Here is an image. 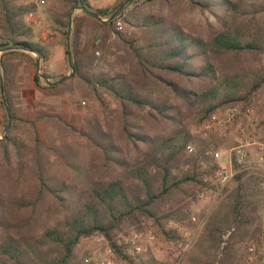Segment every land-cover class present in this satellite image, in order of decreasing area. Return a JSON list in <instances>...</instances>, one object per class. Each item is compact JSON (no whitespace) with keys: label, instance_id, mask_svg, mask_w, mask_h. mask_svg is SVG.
Instances as JSON below:
<instances>
[{"label":"trees","instance_id":"trees-1","mask_svg":"<svg viewBox=\"0 0 264 264\" xmlns=\"http://www.w3.org/2000/svg\"><path fill=\"white\" fill-rule=\"evenodd\" d=\"M69 1L71 7L89 10L85 0ZM124 1L94 12L108 18ZM35 9V3L0 0V67L13 117L10 133L0 139V264H91L77 256L75 246L81 237L93 234L103 235L110 248L124 256L116 241L119 234L140 229L146 221L163 227L167 219L189 216L201 187L198 174L183 169L192 157L185 152L193 141L187 120L205 121L214 111L249 100L264 84V29L248 32L246 25L231 19L202 36L181 27L170 14L138 16L136 32L116 36L126 70L90 77L79 70L71 52L73 77L114 101L76 126L58 114L39 111L30 119L13 109L21 59L35 66L32 52L45 57L24 21ZM73 22L76 35L83 20L74 17ZM33 82L52 92L66 81L42 85L34 73ZM38 119L45 139L36 127ZM171 121L175 130L162 136L159 125ZM70 133L81 139L82 148ZM263 178L259 171L233 176L235 187L204 224L201 250L203 241L210 244L202 253L187 254L184 264H213L220 247L218 233L231 228L220 262L240 264L235 244L260 229L253 227L252 213L264 205ZM163 231L167 237L176 233ZM211 250L213 256L207 252ZM150 263L167 264L153 259Z\"/></svg>","mask_w":264,"mask_h":264},{"label":"rangeland","instance_id":"rangeland-1","mask_svg":"<svg viewBox=\"0 0 264 264\" xmlns=\"http://www.w3.org/2000/svg\"><path fill=\"white\" fill-rule=\"evenodd\" d=\"M85 1L89 5V10L94 11L97 8L111 7L122 0ZM129 1L130 0L123 5L121 8L122 12L118 16L122 20V28L120 30L115 28L114 21L111 24H104L105 21L102 22L97 20L86 13L83 8L71 7V2L69 0H45L44 5L35 4V11L30 13L36 15V10H38L40 17L36 15L35 18L47 23L49 25L48 28L52 30H54L53 24H58V31L63 38L64 49L66 50L67 47L70 49V57L72 52V55L78 59L79 70L86 72L90 77H94L99 73L113 74L117 71L127 69L126 64L121 61L123 51L122 48L118 47L115 43L116 36L118 34L129 36L136 32V18L140 15L158 12L162 15L170 14L171 18L181 27L202 36H205L209 30L224 26L225 23L231 19H234L239 26L246 25L243 27L244 30H248V32L255 29H264V0H133L131 3H128ZM16 2L34 3L32 0H16ZM228 7L233 9L231 13L227 11ZM30 13L24 17L26 18ZM74 17H80L83 20L82 30L76 35L73 33ZM27 24L29 25V22ZM98 32H103L100 40H97V38L95 39V35ZM47 36V41L44 37H38V43L42 47L49 43V35L47 34ZM65 43L67 45H65ZM96 51H98V54H96ZM31 54L35 57V60L37 58L40 60L36 53L32 52ZM65 58L66 68L61 75L70 73L66 53ZM260 58L264 65V53L260 55ZM20 69H23V72L26 71L27 74L37 73L36 64L34 66L30 60L24 57L20 61L18 71ZM39 73L47 76L41 67H39ZM59 76L60 75L51 77L52 79L47 77L50 78V80H55L59 78ZM39 78L42 85H47L44 79L41 77ZM64 81H66L64 85L52 92H45L36 88L35 85L32 89H28L24 92L21 88H18L17 84L16 89L12 92V104L15 113L30 119H35L39 111L54 113L61 115L67 122L80 126L84 117L92 115L95 111L102 108L114 105L113 99L101 89H96L95 93H93L90 88L82 85L77 78L73 76ZM248 98L249 100H242L236 103L243 110H245L246 107L252 108L251 115L258 117V126L260 129L257 134L253 133L254 125L251 123V118L246 116L244 118L245 124L250 127L253 133L254 140L257 141L264 137V84L253 91ZM5 115L7 114L4 105L0 103V136L4 134V128L7 124V122L6 124L4 123ZM205 121L198 122L195 118L187 120V128L193 135V141L191 142L195 144L198 155L202 154V149L206 145L219 150L221 152L220 161L226 164L229 158V149L236 144V139L240 135V132L236 131L235 128H231L226 137L220 138L209 130L208 137L202 138L203 123ZM42 123V120L38 119L36 121V127L39 131L40 138L45 139ZM175 128V123L171 121L159 125L158 131L162 136H166L171 134ZM10 131L8 133H10ZM70 135L74 138L73 140L76 147L82 148L83 144L81 143V139L72 133H70ZM196 162V159L192 156L191 160L184 164L183 169L185 171H195L200 179L201 169L197 167ZM187 163L189 167L185 169ZM226 166L228 167V165ZM262 183H264V178L260 181V188L264 189ZM235 185L234 181L231 180L220 195L217 196L216 199H213V186L202 184L200 179L201 188L196 194L195 200L191 203L190 214L187 218H181L179 221L167 219L163 222V227L155 225L152 221H146L142 224L140 229H128L126 232L119 234L116 241L122 248L124 256L117 254L112 249L114 263L151 264L150 260L153 259L157 261V263L184 264L187 254L194 250H201L200 242L203 237L205 222L210 219L212 213L220 206V202L227 199L229 191L234 188ZM200 191L204 192L202 197L199 196ZM252 215L255 217L253 227L260 226V229L256 232L254 237H246L245 240L235 244L237 252L241 256L239 258L240 264H264V205L258 207ZM192 217L195 219L193 220ZM164 229L167 231L176 230V233H171L172 237H167L163 231ZM230 230H232V228ZM230 230L223 229L218 233V236L220 235V247L216 251L213 264H221V249L226 244ZM148 232L152 233L153 239L148 240ZM134 234L138 235L137 241L142 244L145 250L136 252V250L126 242V240L130 239ZM189 241L190 244L184 251L183 245L179 246V243L183 242V244H185ZM209 244V241H203L201 253ZM250 246L253 247L252 251L249 250ZM108 248H110L109 243L103 235L93 234L81 237L78 244L75 246V252L79 258L84 260L87 259L91 264H94L98 257L105 255ZM207 252L209 254L212 253L213 256V250Z\"/></svg>","mask_w":264,"mask_h":264},{"label":"built area","instance_id":"built-area-1","mask_svg":"<svg viewBox=\"0 0 264 264\" xmlns=\"http://www.w3.org/2000/svg\"><path fill=\"white\" fill-rule=\"evenodd\" d=\"M37 5H44L45 0H32ZM30 13L29 15H31ZM114 25L117 30L122 28V20L117 17L114 20ZM47 41L48 36H44ZM98 54V51H96ZM252 108L246 107L243 110L238 104H231L223 109L214 111L210 117L203 123L202 138L208 137V131L211 130L217 137H226L231 128H235L240 132L236 139V144L233 145L228 152L227 163L220 161L221 152L206 145L202 149V154L198 155L194 143L189 142L185 145V152L196 159L197 167L201 169L200 179L202 184L213 186V199L224 190V188L232 180L233 176L240 171H259L264 177V137L260 140H254L253 133H259L258 117L252 116ZM250 117L251 123L254 125L253 133L248 125L245 124L244 118ZM228 165V167L226 166ZM189 167L187 163L185 169ZM264 185V183H262ZM204 192L200 191L199 196H203ZM194 220L195 218L192 217ZM137 234H134L126 242L131 245L136 252L145 250L142 244L137 241ZM148 240L153 239L151 232L147 234ZM190 241L179 246L184 247V251L189 246ZM252 251L253 247H249ZM87 260V259H85ZM94 264H115L112 257V249L108 248L105 255L98 257Z\"/></svg>","mask_w":264,"mask_h":264},{"label":"crops","instance_id":"crops-1","mask_svg":"<svg viewBox=\"0 0 264 264\" xmlns=\"http://www.w3.org/2000/svg\"><path fill=\"white\" fill-rule=\"evenodd\" d=\"M36 15L40 17L38 14V10H36ZM34 13L31 15L24 17L26 23L29 22V25L32 27L33 38L37 42H39L38 37L42 38L44 36L49 35V43L44 47L45 57L40 58L39 67L43 68V71L51 77H57L64 73L66 68V58H65V49L63 38L59 33L58 24H53L54 30L48 28L49 25L43 21L37 20ZM30 19V21H29ZM103 32L96 33L97 40L102 38ZM25 71V70H24ZM52 79V78H51ZM18 88H21L22 91H26L28 89H32L34 87L33 82V73L27 74V72H23V69L19 70V78L17 81ZM1 118V117H0Z\"/></svg>","mask_w":264,"mask_h":264},{"label":"water","instance_id":"water-1","mask_svg":"<svg viewBox=\"0 0 264 264\" xmlns=\"http://www.w3.org/2000/svg\"><path fill=\"white\" fill-rule=\"evenodd\" d=\"M127 1L128 0L122 2L120 4V6L118 7V9L110 17H108L106 19L101 18L94 11L87 10V9L85 11H86V13L90 14L91 16H93L94 18H96L97 20L103 22V21H107V20L111 19L115 15V13L117 11H119ZM69 24H70V21H69ZM67 61H68V65L70 67V73L64 74V75L60 76L59 78H57L55 80H50V78H48L46 75L39 73V60L37 58L36 59V63H35L36 64V70H37L36 76L37 77H41L42 79H44L47 85L59 84L62 81L66 80V79H68L70 77H72L73 76V73H74V65H73L72 60H71V57H70L69 48L67 50ZM0 74H1V67H0ZM0 93H1V97H2V103L4 105V108H5L6 114H7V124H6L5 128H4V134H2L0 136V139H1L4 136H6L7 133L10 131V129H11V122H12V113H11V110H10L8 104H7V99H6L5 92H4V84H3V80H2L1 75H0Z\"/></svg>","mask_w":264,"mask_h":264}]
</instances>
